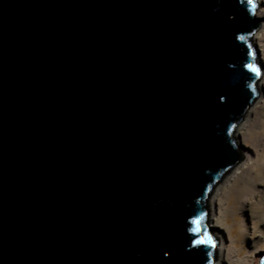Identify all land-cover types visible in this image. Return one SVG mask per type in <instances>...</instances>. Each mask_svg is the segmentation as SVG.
Instances as JSON below:
<instances>
[{
	"label": "water",
	"instance_id": "obj_1",
	"mask_svg": "<svg viewBox=\"0 0 264 264\" xmlns=\"http://www.w3.org/2000/svg\"><path fill=\"white\" fill-rule=\"evenodd\" d=\"M254 12L0 0V264H213L206 201L241 160Z\"/></svg>",
	"mask_w": 264,
	"mask_h": 264
},
{
	"label": "rangeland",
	"instance_id": "obj_2",
	"mask_svg": "<svg viewBox=\"0 0 264 264\" xmlns=\"http://www.w3.org/2000/svg\"><path fill=\"white\" fill-rule=\"evenodd\" d=\"M254 1V15L257 16L259 27L252 33V40L260 52V76L255 100L257 102H254L255 105L248 113L245 112L233 132V140L241 155V160L221 177L206 201L207 226L215 223V227L224 228L227 233L233 230L226 226V222H219L220 208L218 203L219 205L222 203V207L227 209L232 208L233 205L231 212L237 217L242 216L244 229L238 232L233 230L232 236L226 233L222 235L220 232L211 229L217 240L213 264H222L220 262L222 258L218 263L215 261L220 254V248L225 264H238L243 259L245 264H259V259L264 254V164H260L261 158L256 155L253 149V145L256 144L253 142L254 139L259 140L258 143L261 146L264 143V129L263 132L261 130V126L264 125V0ZM250 131L253 132V137L249 138V142H246L243 137L248 140L247 133ZM257 132H259V136L256 135ZM238 133L239 138L236 139ZM237 140L240 141L241 145L247 144L244 148L245 151L238 148ZM254 148L256 149V147ZM258 149L261 150V147ZM260 215L261 219L257 222L256 218ZM220 220L222 221L223 218ZM234 221L231 217L230 226L232 224L235 226L237 220Z\"/></svg>",
	"mask_w": 264,
	"mask_h": 264
},
{
	"label": "bare ground",
	"instance_id": "obj_3",
	"mask_svg": "<svg viewBox=\"0 0 264 264\" xmlns=\"http://www.w3.org/2000/svg\"><path fill=\"white\" fill-rule=\"evenodd\" d=\"M258 1V0H257ZM259 1H261V0H259ZM255 2V1H254ZM256 16V15H255ZM256 18H257V16H256ZM259 25V24H258ZM259 27V26H258ZM255 44V46H256V48H257V51H258V60H260L259 59V48L257 47V45H256V43H254ZM261 62V61H260ZM258 85H259V83H258ZM257 98V97H256ZM256 98L254 99V101L251 103V105L247 108V110L245 111L246 113H248L249 111H250V109H252L253 108V106L255 105V103L257 102V101H255L256 100ZM255 102V103H254ZM245 114V113H244ZM263 129H264V125H262L261 126V130H262V132H263ZM261 130H260V132H261ZM259 132H257L256 133V135L257 136H259V134H258ZM248 134V140H245L244 139V137H243V140L244 141H246V142H249V138H251V137H253V132H248L247 133ZM255 135V136H256ZM239 138V133L237 134V136H236V139H238ZM258 141L259 140H253V142H255L256 144H254L253 145V149H254V151H255V153H256V155H258V156H260V158H261V165H263L264 164V143L262 144V146H261V144L260 143H258ZM237 145H238V148H240V149H242V150H244L245 151V145H247V144H245V145H241L240 144V141L239 140H237V143H236ZM260 144V145H259ZM254 147H256V149L254 148ZM261 147V150H259L258 148H260ZM257 162V161H256ZM236 165V164H235ZM233 168V167H232ZM247 172V171H246ZM229 195H230V192L228 193ZM227 194V196H229ZM220 202H221V199H220ZM232 202V204H233V201H231ZM230 203V202H229ZM260 203V202H259ZM261 205V204H260ZM218 207L220 208V212H219V222H226V226L227 227H231V229H233L235 232H238L239 230H243L244 229V225H243V219H242V216L240 215L239 217H237V216H235L231 211H232V209H233V205H232V208H229V209H227V208H223L222 207V203H220V205H219V203H218ZM221 210H222V212H221ZM226 216V217H225ZM225 217V218H224ZM227 217H229L228 219H227ZM232 217V219H233V221L234 220H237V223L235 224V226L232 224L231 226H230V224H229V222H230V218ZM220 218H223V220L221 221L220 220ZM256 218V217H255ZM257 222L259 221V219H261V215L260 216H258L257 218ZM256 219H254V220H256ZM234 222H236V221H234ZM215 224V223H214ZM211 225L210 226V229H212V230H216V231H218V232H220V234H228V235H230V236H232L233 235V233H232V231L230 232V233H227L226 231H224V230H226V229H224V228H218V227H215L216 225ZM226 240V239H225ZM236 241H238V240H236ZM219 252H220V254L218 255V259L217 260H215L216 261V263H218L220 260H221V258H222V261H220L222 264H225V262H224V260H223V252H222V250H221V248L219 249ZM264 253V252H263ZM264 255V254H263ZM262 255V256H263ZM234 264H236V263H234ZM238 264H245V260L243 259V261L241 260L240 261V263H238Z\"/></svg>",
	"mask_w": 264,
	"mask_h": 264
},
{
	"label": "snow or ice",
	"instance_id": "obj_4",
	"mask_svg": "<svg viewBox=\"0 0 264 264\" xmlns=\"http://www.w3.org/2000/svg\"><path fill=\"white\" fill-rule=\"evenodd\" d=\"M247 2H248V4H250V5L253 4V0H247ZM253 6H254V5H253ZM251 70H252L253 72L256 71L255 68H252ZM199 219H200V218L193 219V220L191 221V223H192V224H198V223H199ZM192 231H193V232H196V231H198V229H193ZM192 244H193V246H195V245H197V244H211V240H210V238L207 237V235H206L205 238L202 239V240H195V241H192Z\"/></svg>",
	"mask_w": 264,
	"mask_h": 264
}]
</instances>
